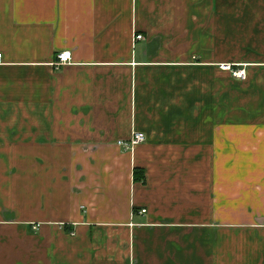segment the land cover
Instances as JSON below:
<instances>
[{
  "label": "crops",
  "instance_id": "0c3cea01",
  "mask_svg": "<svg viewBox=\"0 0 264 264\" xmlns=\"http://www.w3.org/2000/svg\"><path fill=\"white\" fill-rule=\"evenodd\" d=\"M0 53V264H264V0H0Z\"/></svg>",
  "mask_w": 264,
  "mask_h": 264
},
{
  "label": "built area",
  "instance_id": "2783aa9c",
  "mask_svg": "<svg viewBox=\"0 0 264 264\" xmlns=\"http://www.w3.org/2000/svg\"><path fill=\"white\" fill-rule=\"evenodd\" d=\"M136 39H143V35L137 34ZM1 55L2 54L0 53V58H1ZM71 59H72V52L70 50L62 51L57 56V63L56 64L61 65V64H64V63L71 61ZM222 67L224 69H231L230 64H223ZM232 72H233V75L236 77H239V78H245L246 77L245 69H234V70H232ZM146 139H147V137H146V134L144 132L137 131V132H134L129 139L119 140L118 144L126 150H132L137 145L144 143L146 141ZM142 211L145 212L146 210H142Z\"/></svg>",
  "mask_w": 264,
  "mask_h": 264
},
{
  "label": "trees",
  "instance_id": "16d2710c",
  "mask_svg": "<svg viewBox=\"0 0 264 264\" xmlns=\"http://www.w3.org/2000/svg\"><path fill=\"white\" fill-rule=\"evenodd\" d=\"M134 178H135V180L136 181H139V180H142V181H144L145 180V173H144V171L141 169H135V171H134Z\"/></svg>",
  "mask_w": 264,
  "mask_h": 264
}]
</instances>
